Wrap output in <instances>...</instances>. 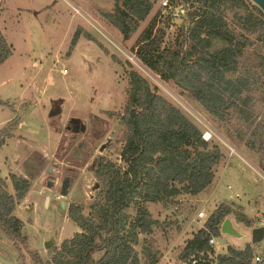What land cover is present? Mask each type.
<instances>
[{
  "label": "rangeland",
  "instance_id": "rangeland-1",
  "mask_svg": "<svg viewBox=\"0 0 264 264\" xmlns=\"http://www.w3.org/2000/svg\"><path fill=\"white\" fill-rule=\"evenodd\" d=\"M114 1L0 0V30L12 49L11 55L0 64V129L17 122L10 136L0 144V175L11 194L15 193L11 174L29 180L30 187L13 213L23 222L22 233L29 246L41 259H49L64 239L79 231L69 216L70 204L82 205V213L88 215L98 197L99 180L93 172V160L102 156L121 164L119 152L124 139L120 117L129 96L128 72L139 73L200 128L202 138L218 145L223 153L214 168L212 183L198 195L181 196L167 206L147 203L157 225L149 234L139 236L135 249L141 263L149 264L152 258L158 257L156 264H174L186 240L203 226L221 202L232 204L250 219V226H245L230 215L243 230L264 225V161L237 135V114L231 116L235 120L230 122L212 117L187 92H180L171 81H163L136 56L131 59L135 55L134 42L161 8L162 0L127 40L101 16V12L112 11ZM178 5L184 7V18L166 25L164 20L170 12L167 9L161 10L158 17L153 33L162 35L161 46L174 48L180 28L186 30V13L192 8L189 4ZM249 11L255 10L250 8L238 16L230 13L228 21L234 33H243L253 42L239 59L242 65L239 73L251 74L261 81L264 28L258 32L260 38L257 32L249 34L248 22L244 21ZM79 29V38L72 46ZM221 46L222 43L215 42L213 49ZM249 97L246 108L249 121L259 124L264 134V99L255 92ZM51 99L61 108V113L49 117ZM69 117L81 119L86 132L73 137L64 133L62 125ZM50 121L55 129H51ZM109 137L111 142L99 151ZM68 142L70 146L65 148ZM81 142L82 148L77 149ZM227 145L237 148L251 165L231 153ZM65 176L70 177V184L63 194L61 185ZM48 180L54 182L53 187L47 186ZM62 202L64 207L57 209ZM199 211L204 212V217H197ZM50 237L53 243L46 248L44 242ZM213 239L212 264H216L215 257L224 253L228 245L242 248L251 243L245 239L239 244L222 234ZM251 245L254 249L251 264H264V238ZM0 252L17 264H32L25 252L24 259L19 258L16 245L2 232ZM257 256L260 261L255 259Z\"/></svg>",
  "mask_w": 264,
  "mask_h": 264
},
{
  "label": "trees",
  "instance_id": "trees-1",
  "mask_svg": "<svg viewBox=\"0 0 264 264\" xmlns=\"http://www.w3.org/2000/svg\"><path fill=\"white\" fill-rule=\"evenodd\" d=\"M159 0H115L112 11L101 12L103 21L113 26L127 40L152 12ZM172 5L189 4L186 30L180 28L174 48L161 46V36L154 34L161 10L153 15L147 27L132 46L140 62L163 81H171L180 92H187L212 117L232 121L236 117L237 135L244 145L264 161V134L254 125L247 111L249 94L264 99V67L259 81L255 76L239 73V59L253 42L248 36L229 26L228 16L246 12L249 34L264 28L263 12L250 0H169ZM184 15L166 16L165 24ZM80 29L71 41L74 46ZM215 42L222 46L213 49ZM12 53L11 45L0 30V64ZM264 66V65H263ZM128 101L120 117L123 146L117 164L98 156L93 172L99 180L98 197L88 215L80 204L71 203L69 216L79 231L64 239L46 260L41 259L22 233L23 222L13 211L27 193L30 182L22 175L11 174L15 191L9 193L0 175V232L16 245L19 258L23 252L32 264H142L135 249L140 235L152 231L157 220L147 203L163 206L174 204L179 197L196 196L214 179V168L223 158L218 145L202 138V131L179 108L165 99L139 73L128 72ZM1 102V101H0ZM0 129V144L16 128ZM132 211V212H131ZM234 215L237 222L250 226V219L232 204L221 202L208 215L204 224L186 240L179 260L196 259V264H212L214 249L209 239L220 235V224ZM177 218L174 222H178ZM254 249L251 243L238 248L228 245L215 257L216 264H251ZM158 257L149 264H156ZM23 264V263H21Z\"/></svg>",
  "mask_w": 264,
  "mask_h": 264
},
{
  "label": "water",
  "instance_id": "water-1",
  "mask_svg": "<svg viewBox=\"0 0 264 264\" xmlns=\"http://www.w3.org/2000/svg\"><path fill=\"white\" fill-rule=\"evenodd\" d=\"M250 1H252L264 13V0H250ZM56 114H58L57 111L55 112L51 111L49 112L48 116L52 117V116H56ZM71 121H75L77 123L80 122V124L77 127L78 128L77 130L81 132L86 130V126L83 123V121H81V119L73 117L71 118ZM49 125L51 129H55L51 121L49 122ZM109 141H110V138L107 139L106 143L101 145V147L99 148V151H102L106 147V144ZM50 171L51 169H49V172ZM53 185H54L53 181L51 180L47 181L48 187H53ZM65 192L66 191L63 189L62 193L64 194ZM48 201H49V197L47 196L46 197L47 204H48ZM63 207H64V203L62 202L61 208ZM220 234L231 238L232 240L236 241L239 244L243 243L245 239H249L251 243H258L264 238V225L254 227L251 229V231H245L240 226L237 225L233 217L227 216L223 219V221L220 224ZM52 243H53L52 237H50L48 240L44 242V246L46 248H49ZM0 263L1 264H17L12 258L5 256L1 252H0Z\"/></svg>",
  "mask_w": 264,
  "mask_h": 264
},
{
  "label": "built area",
  "instance_id": "built-area-1",
  "mask_svg": "<svg viewBox=\"0 0 264 264\" xmlns=\"http://www.w3.org/2000/svg\"><path fill=\"white\" fill-rule=\"evenodd\" d=\"M161 7H162V9H164V10H169L174 16H181V15H183L184 14V7H183V5H172L171 3H170V1L169 0H162L161 1ZM120 49V48H119ZM130 57V56H129ZM135 59V55H132L131 56V59ZM210 137H211V135H210ZM204 138H206V137H204ZM206 140H208L207 138H206ZM228 146V148H229V150H230V152L231 153H233V154H237V156L243 161V162H245L246 164H248V165H251L248 161V159L242 154V153H240L238 150H237V148H235L234 146L232 147V146H230V145H227ZM236 196H237V194H236ZM197 217L198 218H202V217H204V212L203 211H199L198 213H197ZM214 242V239H213V237H211L210 239H209V243L210 244H212ZM255 259H257V261H260V258L257 256V257H255ZM174 264H196V259H194V258H192L191 260H177Z\"/></svg>",
  "mask_w": 264,
  "mask_h": 264
},
{
  "label": "flooded vegetation",
  "instance_id": "flooded-vegetation-1",
  "mask_svg": "<svg viewBox=\"0 0 264 264\" xmlns=\"http://www.w3.org/2000/svg\"><path fill=\"white\" fill-rule=\"evenodd\" d=\"M55 101H53V99H51L50 100V108H49V110H48V114H49V112H55V111H57V113L58 114H56V116L57 115H59L60 113H61V108H58L57 107V104L55 105ZM71 118H73V117H69L67 120H66V122L62 125V131H64V133H67V135H70V137H73V136H76L77 134H79V133H84V132H86V130H84L83 132H81V131H79V130H77L78 128V125L80 124V122H75V121H71ZM110 138V137H109ZM111 142V138H110V141L107 143V145H106V147L108 146V144ZM81 144H82V142L81 143H79L78 145H77V149H80V148H82L81 147ZM70 146V142H68V143H66V145H65V148H67V147H69ZM106 147L104 148V149H106ZM94 161V160H93ZM93 164V163H92ZM51 172V171H50ZM69 184H70V177L69 176H65L63 179H62V185H61V191L63 192V189L65 190V191H67V187L69 186ZM59 208H61V205H60V207H58L57 209H59Z\"/></svg>",
  "mask_w": 264,
  "mask_h": 264
},
{
  "label": "bare ground",
  "instance_id": "bare-ground-1",
  "mask_svg": "<svg viewBox=\"0 0 264 264\" xmlns=\"http://www.w3.org/2000/svg\"><path fill=\"white\" fill-rule=\"evenodd\" d=\"M207 136H209V133L207 134Z\"/></svg>",
  "mask_w": 264,
  "mask_h": 264
}]
</instances>
